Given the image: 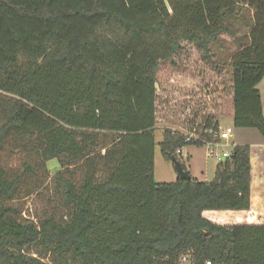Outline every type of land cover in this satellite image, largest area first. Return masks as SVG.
<instances>
[{"label": "trees", "instance_id": "trees-1", "mask_svg": "<svg viewBox=\"0 0 264 264\" xmlns=\"http://www.w3.org/2000/svg\"><path fill=\"white\" fill-rule=\"evenodd\" d=\"M241 5L254 13L229 63L233 126L264 141V0H0V264H264V224L220 219L250 210L251 145L234 144L211 182L153 178L160 62L182 41L207 54L234 36ZM177 131H163L167 161L193 143ZM16 149L27 158L5 165ZM54 159V210L22 218L14 200Z\"/></svg>", "mask_w": 264, "mask_h": 264}, {"label": "rangeland", "instance_id": "rangeland-1", "mask_svg": "<svg viewBox=\"0 0 264 264\" xmlns=\"http://www.w3.org/2000/svg\"><path fill=\"white\" fill-rule=\"evenodd\" d=\"M239 6V5H237ZM239 7L237 12L228 17L226 24H231L236 31L234 36L220 34L209 44L207 54L199 50L195 44L182 41L181 49L175 53L172 60L161 61L156 79V124L154 130V170L153 178L157 183H172L178 178L172 160L164 159L160 143L166 128L186 133L197 134L203 128L208 117L212 116L219 122V128L231 126L234 136L224 141L226 146L215 150L231 149V144L241 142L259 147L261 135L256 129H237L232 118V82L229 67L232 54L247 42L249 27L252 23L253 8ZM183 156L175 154V159L184 166L193 179L199 182H211L214 179L215 168L219 161L213 156H207L208 147L196 143H187L182 148ZM264 149V146H263ZM254 151V150H253ZM262 154V152H261ZM27 158L23 150L7 151L3 162L7 166H19L21 160ZM263 158V157H262ZM260 154H252L254 168L260 164ZM57 160L45 163L46 173L39 171L38 186L26 183L20 190L14 204L22 208V218L37 221L54 208L50 201L51 175L58 170ZM259 180L252 184V212L221 213L223 224H259L256 220ZM230 213V214H228ZM34 247L32 252H36ZM37 254V253H36ZM48 260V258H45Z\"/></svg>", "mask_w": 264, "mask_h": 264}, {"label": "built area", "instance_id": "built-area-1", "mask_svg": "<svg viewBox=\"0 0 264 264\" xmlns=\"http://www.w3.org/2000/svg\"><path fill=\"white\" fill-rule=\"evenodd\" d=\"M172 131H177V130H172ZM178 132V131H177ZM184 141L185 142H193V143H198V144H203L208 147V151L206 152L207 156H213L215 157L218 161H223L226 158L230 156V149H225L222 148V150H215L217 147L221 146H226L224 141L231 140L234 136V131L231 126H226L225 128L220 127L219 125L217 129H214L213 126L211 127H205L201 129V131L197 134H192V133H186L184 134ZM234 144H231V147ZM178 153H180V149L177 150ZM264 162V158H263ZM261 193L259 196V199L257 201V211L255 212L256 214V220L259 221V223L264 224V164H263V175L261 179ZM252 207H250V210L247 212L251 213ZM178 264H192V259L191 255L185 254L182 255L179 259ZM204 264H214L211 260H205Z\"/></svg>", "mask_w": 264, "mask_h": 264}, {"label": "crops", "instance_id": "crops-1", "mask_svg": "<svg viewBox=\"0 0 264 264\" xmlns=\"http://www.w3.org/2000/svg\"><path fill=\"white\" fill-rule=\"evenodd\" d=\"M257 89L259 90V93H260V100H261V106H262V112L264 114V76L262 77L261 81L258 83L257 85ZM218 125H219V122H218ZM237 129H242V128H237ZM244 129V128H243ZM245 129H252V128H245ZM261 142H263V144H261L259 147H255V145H251L253 150H252V153H251V159H252V154L253 152L256 153H259L260 154V164H259V167L258 168H254L255 172H256V179L259 180V183H260V186H261V178L259 179L260 175L262 174V171H263V158H264V149H263V146H264V141L261 137ZM235 144H244V143H241V142H235ZM262 152V154H261ZM180 154L181 156H183V153H182V149L180 150ZM263 157V158H262ZM254 166V165H253ZM188 170V169H186ZM190 175V172L187 171ZM191 176V175H190ZM255 179V180H256ZM254 183V182H253ZM258 199H259V196H260V193H261V187H259L258 189ZM251 199H252V188H251ZM257 199V201H258ZM252 205V204H251ZM231 213H246L247 211H241V212H233V211H229ZM222 223V222H221Z\"/></svg>", "mask_w": 264, "mask_h": 264}, {"label": "water", "instance_id": "water-1", "mask_svg": "<svg viewBox=\"0 0 264 264\" xmlns=\"http://www.w3.org/2000/svg\"><path fill=\"white\" fill-rule=\"evenodd\" d=\"M171 160H172V162L174 164V168H175V170L177 172L178 177L181 178V179L189 178V173L187 172V170L183 169L182 164L178 160H176L174 157H172Z\"/></svg>", "mask_w": 264, "mask_h": 264}]
</instances>
